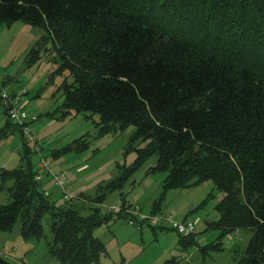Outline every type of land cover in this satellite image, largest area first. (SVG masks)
Returning <instances> with one entry per match:
<instances>
[{
    "label": "trees",
    "instance_id": "16d2710c",
    "mask_svg": "<svg viewBox=\"0 0 264 264\" xmlns=\"http://www.w3.org/2000/svg\"><path fill=\"white\" fill-rule=\"evenodd\" d=\"M15 21L44 30L31 50L34 59L44 47L53 52L55 72H68L60 102L47 115H98V137L134 128L124 152L136 154L130 167L99 185L93 197L79 199L98 204L116 191L121 213L134 219L121 190L155 156L146 173L166 176L151 215L161 211L170 189L210 182L222 194L217 219L208 224L219 231L217 240L199 246L193 233L179 236L177 245H197L204 255L223 250L224 237L245 229L251 238L234 264H264V0H0V25ZM4 114L2 134L17 131L23 151L20 166L0 171L1 180L12 183L10 203L0 206V233L18 222L23 240L38 239L45 222L51 258L60 264L98 263L107 252L92 230L113 211L94 206L82 215L63 191L45 194L37 178L41 171L31 163L36 149ZM89 136L65 144L58 155L86 150ZM0 264L25 263L0 254Z\"/></svg>",
    "mask_w": 264,
    "mask_h": 264
},
{
    "label": "rangeland",
    "instance_id": "374dc122",
    "mask_svg": "<svg viewBox=\"0 0 264 264\" xmlns=\"http://www.w3.org/2000/svg\"><path fill=\"white\" fill-rule=\"evenodd\" d=\"M43 35L42 28L22 21L0 25V91L4 81L7 82L5 83L6 92L12 89H23L27 101L25 111L34 115L40 114V123H45L48 119L46 115L55 111L59 104L61 99L59 88L64 79L70 81L67 71L55 72L57 64L52 60L51 50L44 52L45 48L40 47L41 52L38 58H33L31 50L37 47ZM83 116L81 114L65 119L64 125L68 124L75 128L68 136H61V134L57 136L52 133L43 135V151L39 155H32L31 163L36 165L41 157L49 158L51 167L66 161L69 167L65 172L74 182L73 193L69 194V197H72L75 205L81 206V214H89L94 206L100 208L102 212L113 211L111 219L92 230L93 236L104 244L107 252L106 256L95 264H163L167 260H176L180 264L181 262L182 264L187 262L189 264H234V259L239 260L244 255L251 238V232L248 230L237 229L228 235L230 239L228 237L222 239L223 250H210L203 255L197 245L196 247L177 245L179 236L171 231L159 227L154 229L147 227L139 231L137 227L129 225L128 220L131 217L121 213L123 201L116 191L108 193L102 203L98 204L79 199L81 194L93 197L99 185L115 178L120 168H129L136 156L133 150L124 153L125 143L134 131L132 126L116 135L108 134L98 137L94 135L96 132L94 126L95 122L99 121V116L93 115L87 119ZM6 121L0 103V171L17 168L21 163L23 151L20 134L17 131L7 135L2 134ZM87 132L90 136L86 137L88 142L86 150L78 153L67 152L54 158V161L51 160L49 154L53 146L69 144ZM40 140L42 139H38L39 142ZM155 160V156L147 159L130 175L129 181L121 190L125 195L123 197L125 201L133 200L144 211L149 209L151 211L152 204L157 202L166 176L164 172L146 173L148 168L155 164ZM82 163H86L89 167L85 173H74L73 168H70ZM51 167L49 168L52 173ZM89 174L90 178L86 179V175ZM11 185L10 181H2L0 177V206L10 203ZM221 196L222 194L216 191L210 182L189 189H170L166 191L163 201L160 202L163 214L157 213L153 216L162 218L171 212L179 219L184 214L183 218H190L196 223L193 239L199 246L214 243L219 236V231L209 227L208 224L217 219L215 205ZM139 205L133 204L130 209L135 217L140 213ZM19 229L20 225L16 222L10 232L0 233V254L4 248L11 246L15 247L17 256L25 254V261H23L25 264H60L48 255L47 245L52 240V234L45 222H43V235L38 239L23 240Z\"/></svg>",
    "mask_w": 264,
    "mask_h": 264
},
{
    "label": "built area",
    "instance_id": "2783aa9c",
    "mask_svg": "<svg viewBox=\"0 0 264 264\" xmlns=\"http://www.w3.org/2000/svg\"><path fill=\"white\" fill-rule=\"evenodd\" d=\"M25 91L22 89L16 94L6 92L5 89H1L0 91V103L1 108L6 111L8 118L10 121L18 126H20V130L22 133L23 140L26 143L31 144L35 149H37L36 145H39L38 138L36 134L31 130L30 125L37 120V116L25 111V107L27 101L25 100ZM50 159L49 158H40L37 163V167L41 172L49 175L53 181V183L59 187L64 188V177L53 175L50 172ZM64 198H69V194L65 193ZM137 221L141 224H138L134 221V219H129V225L136 226L137 229L140 228L142 224L152 227L163 226V224H167L171 230H173L177 236L180 237H188L195 232V223L192 220H184V219H175L170 215L161 217L156 216H144L138 213Z\"/></svg>",
    "mask_w": 264,
    "mask_h": 264
},
{
    "label": "crops",
    "instance_id": "0c3cea01",
    "mask_svg": "<svg viewBox=\"0 0 264 264\" xmlns=\"http://www.w3.org/2000/svg\"><path fill=\"white\" fill-rule=\"evenodd\" d=\"M7 83V82H6ZM5 87H7V86H5ZM13 90V89H12ZM26 99V98H25ZM37 116V120L34 122V123H32L31 125H30V128H31V130L36 134V135H38L37 137H38V139H42V140H40L41 142L39 143V145L42 147V141H43V135L44 136H46L48 133L49 134H53V135H60L61 134V136L63 135V136H65V135H69V133L70 132H72V131H74V127L73 126H69L68 124H65L64 125V123H65V119H58V118H56V117H52V116H49V115H46V118H48L47 120H46V122L45 123H40L39 121L41 120V116H40V114H38V115H36ZM5 125V124H4ZM71 128V129H70ZM74 128V129H73ZM10 129V128H9ZM39 130H41L40 132H39ZM15 131V130H14ZM42 133H44V134H42ZM81 137V136H80ZM21 138V137H20ZM77 139V138H76ZM75 140V139H74ZM61 143V142H60ZM21 144H22V139H21ZM31 144H29L28 143V147H32L33 148V146L31 145ZM64 146V144H56L55 146H53L51 149H50V156H51V160H53L54 161V158H57L59 155H58V150L61 148V147H63ZM39 147L36 149V151L38 152L39 150ZM34 151V150H33ZM43 151V150H42ZM41 151V152H42ZM36 152V155H39L41 152H38L37 153ZM34 155V154H33ZM21 165V163L19 164V166ZM51 167V166H50ZM68 165H67V163H66V161H64V162H59V163H57V165L55 166V167H51V171H52V173H53V175H57L58 177L59 176H63L64 178H65V183H64V188L62 189V188H59V187H57L54 183H53V181L51 180V178H50V176L49 177H46L45 175L46 174H44L43 172H39V174H38V176H37V178L38 179H41V181H42V183H43V186H44V188L46 189L45 191V194H51V195H55V196H57L58 194H60L62 191H63V193H68V194H72L73 193V190H72V188H73V184H74V182L73 181H71L69 178H68V176H67V173L65 172V170L66 169H68ZM70 168H73V172L74 173H85L86 172V170H88L89 169V167H88V165L86 164V163H82V164H78V165H75V166H71ZM99 171V170H98ZM98 171H96L97 173H99ZM90 174L87 176L86 175V179H88V178H90ZM109 181V180H108ZM104 183H106V182H104ZM80 195V194H79ZM120 198V197H119ZM122 199V198H121ZM126 202V205H129V204H131L132 206H133V204H137V205H139L138 203H136V202H134L133 200L132 201H129L128 199H127V201H125ZM139 208H140V213H142L141 215H144V216H147V217H149V216H153V215H151V211H150V209L148 210V211H144L142 208H141V206L139 205ZM158 214H163V210H161ZM167 215H170L171 217H173V218H175V219H177L176 218V215L174 214V213H171V212H168L167 214H165V216H167ZM133 217H134V219H136V217L134 216V215H132ZM183 217H184V214H182V216L179 218V219H183ZM190 218H188L187 220H189ZM191 220V219H190ZM192 221H194V220H192ZM135 222H137L138 224H141V223H139L137 220L135 221ZM194 223H195V221H194ZM129 224V223H128ZM165 226H159V227H161V229L163 228L164 230H166V231H171V232H173L175 235H176V233L173 231V230H171L170 229V227L167 225V224H164ZM132 226V225H131ZM195 226H196V223H195ZM135 227V226H134ZM156 228V227H152V226H147V225H145V224H142L141 226H140V228L138 229L139 231H143V229L144 228ZM226 237H228V239H230V237L229 236H226ZM178 244V243H177ZM232 245V244H231ZM3 252L1 253V255H3L4 257H6L8 260L9 259H11L10 261H15V262H17V263H19V262H23V261H25V258H24V255L25 254H21V255H18L17 256V253H16V249H15V247H11V246H9L8 248H4L3 250H2ZM183 262H181V264H182ZM187 264H189L188 262H187Z\"/></svg>",
    "mask_w": 264,
    "mask_h": 264
}]
</instances>
